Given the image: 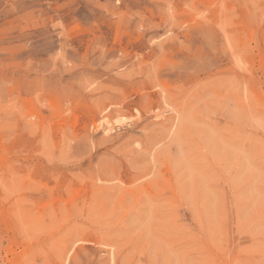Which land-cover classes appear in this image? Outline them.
Segmentation results:
<instances>
[{
  "label": "rangeland",
  "instance_id": "obj_1",
  "mask_svg": "<svg viewBox=\"0 0 264 264\" xmlns=\"http://www.w3.org/2000/svg\"><path fill=\"white\" fill-rule=\"evenodd\" d=\"M0 264H264V0H0Z\"/></svg>",
  "mask_w": 264,
  "mask_h": 264
}]
</instances>
